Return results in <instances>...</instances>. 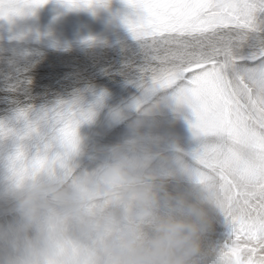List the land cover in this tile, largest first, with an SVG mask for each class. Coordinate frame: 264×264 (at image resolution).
Returning a JSON list of instances; mask_svg holds the SVG:
<instances>
[{
	"label": "clouds",
	"instance_id": "obj_1",
	"mask_svg": "<svg viewBox=\"0 0 264 264\" xmlns=\"http://www.w3.org/2000/svg\"><path fill=\"white\" fill-rule=\"evenodd\" d=\"M145 91L140 117L158 109L153 93L173 98ZM143 126L133 121L123 142L91 156L77 132L71 150L49 143L38 168L20 161L14 175L3 163L0 264H264L249 251L264 246V223L232 244L211 242L218 189L194 180L190 153Z\"/></svg>",
	"mask_w": 264,
	"mask_h": 264
},
{
	"label": "snow or ice",
	"instance_id": "obj_2",
	"mask_svg": "<svg viewBox=\"0 0 264 264\" xmlns=\"http://www.w3.org/2000/svg\"><path fill=\"white\" fill-rule=\"evenodd\" d=\"M46 2L0 0V20L12 23ZM122 2L133 11L135 18L126 26L145 53L144 63L130 70L138 74L140 87L168 91L190 109V128L200 145L190 153L196 165L193 178L219 191L225 232L218 243L232 244L238 236L243 240L248 230L264 223V0ZM62 3L90 7L93 0ZM161 48L163 57L150 54ZM20 71L5 75L2 91L26 97L30 81L21 80ZM8 102L20 100L8 97ZM31 111L15 113L17 121H25L22 134L0 123V138H15L14 151L3 161L14 175L20 161L38 168L52 141L71 150L78 127L93 115L75 100L57 103L29 123ZM249 251L256 256L264 246L258 242Z\"/></svg>",
	"mask_w": 264,
	"mask_h": 264
},
{
	"label": "bare ground",
	"instance_id": "obj_3",
	"mask_svg": "<svg viewBox=\"0 0 264 264\" xmlns=\"http://www.w3.org/2000/svg\"><path fill=\"white\" fill-rule=\"evenodd\" d=\"M134 18L133 11L122 0H107L106 4L104 0H93L90 7L78 8H68L62 0H47L24 18L12 23L0 20L3 23L0 24V45L11 48H0V55L4 56L0 59V122L22 134L25 121L15 119L17 109L30 107L28 98L37 90L35 87L41 85L43 88L39 90H45L46 86L51 85L59 94L48 96L49 101L54 98H59L60 103L75 100L83 110L93 113L91 120L77 129L89 156L123 142L130 134L129 125L138 119L144 123L141 132H151L174 141L186 153L195 151L200 145L190 128L193 120L190 109L186 106L177 108L171 96L162 98L161 94L153 93L148 98L161 100L158 109L151 117L139 116L137 108L148 94L137 83L138 74L130 70L131 65L135 68L143 64L145 57L126 26V20ZM10 36L15 37L11 40ZM21 37L24 39L20 40ZM94 38L95 43L81 46L72 54L48 51L40 53V59L30 54V51L38 49H60L59 46L67 43L79 45L86 39ZM19 47L21 52L9 53L17 51L14 49ZM150 54L163 57L166 53L161 48ZM19 62L20 67L6 74ZM28 63L33 66L29 67ZM155 63L153 61V65ZM61 64L65 67L59 69L58 65ZM17 69L21 70V80L33 81L25 84L28 87L26 97L16 92L2 91L5 76L1 78V75L12 76ZM10 83H15V80ZM3 93L4 99L9 97L20 102H2ZM26 116L29 123L34 122L29 115ZM15 146L13 137L4 141L0 164L12 154ZM82 162L87 164V157ZM224 232L223 218L218 213L213 214V232L209 240L218 242Z\"/></svg>",
	"mask_w": 264,
	"mask_h": 264
},
{
	"label": "rangeland",
	"instance_id": "obj_4",
	"mask_svg": "<svg viewBox=\"0 0 264 264\" xmlns=\"http://www.w3.org/2000/svg\"><path fill=\"white\" fill-rule=\"evenodd\" d=\"M1 21H3V20H1ZM0 24H3V23L0 22ZM2 27H4V26H2ZM10 37H11V40H12L15 36H10ZM22 39H24V37H21L20 38V40H22ZM94 40H95V38L94 39H90V40L89 39H86L83 42H80L79 45H73L71 43L63 44L62 46H59L60 49H55V50H42V49H38L37 51H30V54H31V57H34L36 59H40L39 58L40 57L39 56L40 53H44V52L47 53L48 51H54V52H59V53L62 52L64 55H68L67 52L69 54H72V53H75L76 50H80L79 47H81V46H85V45L88 46V45H91L92 43H95ZM71 46H74V47H71ZM0 48L11 49V48H8V47L2 46V45H0ZM14 50H17V51H9V53L12 54L14 52L15 53L21 52L20 47L17 48V49H14ZM132 51H134V50H132ZM0 53H2V52H0ZM3 57H4L3 55H0V59L3 58ZM70 57H71V60H72V56L71 55H70ZM46 61L48 62V60H46ZM20 65H21V62L15 63L13 67H11L8 71H6V74L12 73L13 70L16 69V68H18V67H20ZM28 66L29 67H32L33 65L31 63H28ZM64 67H65V65H63V64L58 65V68L59 69L60 68H64ZM68 74L69 73H68V70H67L66 75H68ZM4 76H5V74L3 73L1 75V78L4 77ZM30 81H32V80H30ZM41 88H43V86H41V85H38V88L35 87V89H37V90L35 91V93H32L31 94L30 98H28V101H30V104H28V105L32 108V111L31 112H28L26 115H29L30 116V119H32L34 121H36L38 119V117H39V115L41 114L42 111L49 110V109L53 108L57 103H60L59 98H54L51 101H49L47 99V97L50 96L51 94H56V95L59 94V91H56L55 92L54 88L51 87V85L46 86L45 87V90H39ZM4 97H5V93H3V95H1V99H3L2 102L4 100H8V98L4 99ZM61 103H64V102H61ZM24 108H27V107L25 106ZM4 141L7 142L8 141V138L3 139V140H0V158H1L2 154H4ZM2 165L3 164H0V168H2Z\"/></svg>",
	"mask_w": 264,
	"mask_h": 264
}]
</instances>
